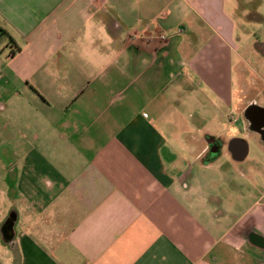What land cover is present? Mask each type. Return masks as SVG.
<instances>
[{
	"label": "crops",
	"instance_id": "obj_1",
	"mask_svg": "<svg viewBox=\"0 0 264 264\" xmlns=\"http://www.w3.org/2000/svg\"><path fill=\"white\" fill-rule=\"evenodd\" d=\"M235 15L228 0H0V264H264L261 175L245 194L220 163L242 162L240 121L264 150Z\"/></svg>",
	"mask_w": 264,
	"mask_h": 264
},
{
	"label": "rangeland",
	"instance_id": "obj_2",
	"mask_svg": "<svg viewBox=\"0 0 264 264\" xmlns=\"http://www.w3.org/2000/svg\"><path fill=\"white\" fill-rule=\"evenodd\" d=\"M239 1V10L235 15V4ZM228 7L235 15L237 20V38L238 55L234 54L235 61L242 63V67L247 76L246 80L253 88L255 94H258L260 103L264 105V53L258 48L257 44H264V0H228ZM264 48V47H263ZM246 93V90H245ZM248 93V94H247ZM245 94V98L252 96V92ZM244 98V99H245ZM237 133L247 136L250 150L248 157L242 162H233L226 153L222 157L220 163H224L225 167L230 168L231 164L238 165L244 170V178L240 180L238 188L243 189L245 194L251 189L249 181L252 175L260 176L259 190L264 188V150L262 149L258 136L254 133L249 134L246 124L241 121L233 126ZM11 159H4L9 161ZM217 174L215 175V177ZM236 182V179L233 183ZM241 186V187H240Z\"/></svg>",
	"mask_w": 264,
	"mask_h": 264
},
{
	"label": "flooded vegetation",
	"instance_id": "obj_3",
	"mask_svg": "<svg viewBox=\"0 0 264 264\" xmlns=\"http://www.w3.org/2000/svg\"><path fill=\"white\" fill-rule=\"evenodd\" d=\"M244 115L250 121L252 128H259L264 136V110L260 109L255 99L250 96L244 99ZM222 151V143L212 142L210 145V154L215 155Z\"/></svg>",
	"mask_w": 264,
	"mask_h": 264
},
{
	"label": "water",
	"instance_id": "obj_4",
	"mask_svg": "<svg viewBox=\"0 0 264 264\" xmlns=\"http://www.w3.org/2000/svg\"><path fill=\"white\" fill-rule=\"evenodd\" d=\"M260 109L264 110L263 107H260ZM261 126H264V123L261 124ZM229 150L232 153V157L236 161H243L249 154V142L245 138L241 137H234L229 141L228 145Z\"/></svg>",
	"mask_w": 264,
	"mask_h": 264
},
{
	"label": "trees",
	"instance_id": "obj_5",
	"mask_svg": "<svg viewBox=\"0 0 264 264\" xmlns=\"http://www.w3.org/2000/svg\"><path fill=\"white\" fill-rule=\"evenodd\" d=\"M13 41L12 37L9 35V33L2 27L0 26V44L3 43L5 40ZM258 48L264 53V44L258 43L257 44Z\"/></svg>",
	"mask_w": 264,
	"mask_h": 264
}]
</instances>
